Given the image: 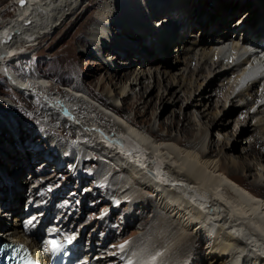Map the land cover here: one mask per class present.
<instances>
[{"label": "bare ground", "instance_id": "1", "mask_svg": "<svg viewBox=\"0 0 264 264\" xmlns=\"http://www.w3.org/2000/svg\"><path fill=\"white\" fill-rule=\"evenodd\" d=\"M83 1L23 0L21 4V0H11L9 7L14 13L8 19L4 18L5 10H0V47L4 48L0 73L15 90V97L31 110V117L40 128L38 134L41 132L46 139V147L38 151L24 139L27 133L20 121L0 118V199L6 200L12 211L8 228L0 221V240L11 233L20 235L18 216L27 214L18 211L17 204L29 205L42 189L37 191L31 186L34 175L30 172L8 185L12 182L6 176L9 165L27 170L30 160L41 156V165L57 169L64 161L70 162L72 155V170L86 164L91 155L100 165L106 163L110 167L106 178L104 169L95 177L102 184L111 181L110 203L121 201L136 206L144 212L138 224L148 218L151 222L142 226L135 240L116 252L113 259L110 254L97 252L98 258L92 261L86 255L90 264H264V138L253 133L254 138L241 147L244 156L234 155L231 138L224 137L221 143V138L215 142L207 139L211 124L215 134L224 124L219 116L221 110L210 112L213 120L200 127L199 136L193 125H201L200 120L191 122L187 117L190 108L202 106V100L209 99L210 90L219 94V89L205 86V81L225 77L227 81L220 88H224L226 99L238 98L236 105L245 107L239 120L245 119L250 108H256L244 123V130H250L249 124L259 126V132L264 129V76L253 77L254 67L250 65L245 70L246 62L256 59V54L242 56L264 40V0H88L101 6L96 15H102L104 20L90 27L88 40L80 33L71 39L63 56L67 67L78 76L81 68L77 65L76 42L87 43L81 54L96 56L94 71L101 69L103 80L99 85L108 84L101 94L93 90L95 84L90 79L83 78L72 83L69 93H52L45 74L31 77L30 73L26 76L11 68L13 62L28 58L29 49L52 34ZM88 6L89 3L75 20ZM240 9V24L229 27L230 18ZM252 10L261 15L247 23ZM166 24L168 29L176 28L169 31ZM169 50L173 61L184 65L183 71L172 70L167 60ZM120 56L124 59L117 60ZM242 82L245 85L241 89L237 86ZM257 84L259 89H255ZM180 90L183 94L179 96ZM27 96L35 97L41 109H33L25 100ZM163 100L172 106L179 103L177 109L171 108L161 116L157 110L158 102ZM93 106L106 110L111 117L109 122L118 130L111 132L100 125L90 115ZM125 110L133 114H126ZM64 123L79 134L73 142L64 141L70 132L61 129ZM57 128L62 130L60 134L56 133ZM145 133L154 138L149 140ZM247 156L256 159L253 166L248 164ZM253 168L256 171H251ZM57 211L52 221H65L64 210ZM1 216L5 217V212H1L0 219ZM47 219L51 221L49 217L38 219L37 212L26 219L32 229L30 242L20 239L35 249L41 248L43 241L35 243L33 236L47 229ZM66 224L74 231V239L82 240L81 229L75 231L72 224ZM54 226L55 231H61ZM201 243L205 253L196 259Z\"/></svg>", "mask_w": 264, "mask_h": 264}, {"label": "rangeland", "instance_id": "2", "mask_svg": "<svg viewBox=\"0 0 264 264\" xmlns=\"http://www.w3.org/2000/svg\"><path fill=\"white\" fill-rule=\"evenodd\" d=\"M10 1L11 0H0V10H5V19L10 18L14 13L12 6L9 7ZM101 1L111 2L112 0H100V2ZM88 3L89 6L87 11L84 12L81 18L77 17V19L75 20L78 13L82 11V9ZM100 9L101 6H99L98 4L96 5L95 2L90 3L88 2V0H84L76 9L75 13L70 15L65 21H63V23L57 29H55L52 34L44 37V39L42 38L41 41L38 42V45H35L31 49H29L28 58L19 60L20 62L17 61L18 63L13 62L10 65L11 68L15 69L16 72H18V70L24 72L26 76L28 75V73H30L31 77L38 76L39 74H45V78H47L46 81L50 84L52 93H57L58 91L69 93L72 83L82 78L86 80L90 79L93 84H95L93 90L96 93H103L106 90L108 84L104 86L99 85L100 82L103 81L101 78V69L94 71V67L96 66L98 59L95 55H82L80 52L88 47L87 43L84 44L76 42L77 65H79L81 68V74H79L78 76H76L73 71L67 67V65L65 64L66 59L63 56V52L65 51L64 49L66 45L71 41V39L77 37L79 33L83 34V37L86 39V37H88L89 31H91L90 27H92V25H94L95 23H100L104 20V17H102V15H96V11L98 12ZM241 10L242 9L238 10V12L232 18H230L228 22L229 27L234 28L236 25L240 24L242 19H237V17L240 16L241 13H243L240 12ZM250 14L251 17H249V20H244L247 21V23H253L254 20L258 19L261 15L260 12H255L253 10ZM80 25L82 27H80ZM166 28L167 30L172 31L176 28V26L170 27L168 29V24H166L165 29ZM86 40H88V38ZM92 47L93 46H91V48ZM169 54L170 55L167 60L172 70L176 72L183 71V69H185L184 65L182 63H175L173 61L172 51L169 50ZM122 58L124 59L123 56H120L117 60H123ZM110 61L112 62L113 60L111 59ZM115 65H118V63H115ZM186 72L187 70L184 71L183 75L186 76ZM224 81H227L225 77H222L220 80H214L212 82L205 81V86L209 84V87L219 89V94H215L212 90H210L209 93L211 94L209 99H203L202 106L199 105L197 107L190 108L191 111L189 112L187 117H190L191 122L200 120L201 125H193V127L195 128L194 133L196 134V136H199L200 127H205L206 123H209L213 120L210 112H213L216 108L217 110H221L219 116H222V118L224 119V124L222 125L221 130L218 132L219 135L215 134L217 131L212 128L211 124L208 129L207 139L215 142L217 138H221L219 141V143H221L224 137L231 138L230 144L235 147L233 154L244 156V153L240 152L241 147H245L248 143V140L250 139L251 141L254 138L252 137L253 133H256V135L261 134L262 138H264V129L259 132V130H257L259 126H256L255 128V126L249 124L248 127L250 130H244L246 128V124L244 123L246 122V120H248V116L251 115L256 108H250L249 112L245 113V119L239 120L240 112L243 111L245 107H239L236 105L235 102L238 98L232 100V96H230L226 99L224 88H220L221 85L225 83ZM259 87L260 85L257 84L255 89H259ZM138 88L139 87L136 86L135 91H138ZM182 94V90L177 93V95L179 96ZM225 99L227 103L225 109H223L222 103ZM25 100L33 105V109H41L40 105L37 104L35 97L27 96ZM163 101L162 103L158 102V106L160 107L158 108L157 113H161V116L168 113L169 109L171 108H174L176 110L179 104L177 103V105L172 106L168 104V102ZM89 110L92 111V114L90 115L95 120H97L100 125L106 127V129L111 130V132H115L118 130V128H116V125L112 124V121L109 122V119L111 117L107 115L108 113L106 110H104L103 108L98 109L97 106H93ZM30 111L31 110L27 108L23 100H19V98L15 97V90L8 85L6 76L0 73V118L9 120L16 119L20 121L23 124V130L25 131V133H27L25 134V136H23L24 139H28L30 144H32L31 146H36L35 149L40 151L43 150V147H46V139L45 137H43V134L41 132L38 134V131H40L39 125L36 120L31 117ZM125 113L129 115L133 114L128 110H125ZM148 113H150L149 110ZM98 114H101V117H99ZM53 121L55 122L57 120L53 119ZM183 122L186 123V120H183ZM248 123H250V121ZM28 126H31L33 129H28ZM155 127H157V123L155 124ZM61 129L70 131L66 135L67 138L64 139L65 142L69 140L73 142L74 139H77L79 137L78 132L76 130L72 131L68 124L64 123ZM61 129L57 128L56 133L60 134V132H62ZM162 131L166 132L167 130L164 129ZM145 134L149 138V140H152L154 138L147 133ZM171 134L174 135L175 132L171 131ZM240 138H242L241 141L236 142V140ZM196 142H198L200 146L201 142L199 140H196ZM70 157V162L68 160L64 161L60 168L57 169H54L51 166L46 167L43 166V164L41 165V162H43L41 156L37 158L34 157L30 160L31 166L27 170L25 169L21 171L18 167L9 165L10 167L6 170V176H8L9 178L10 174L15 173V181H18V179H24V176L28 172H30V174H33V179L30 181L31 186L34 185L37 191L42 188L39 194H43L42 198H44V195H46L47 197H45V199L47 201H49L50 199L55 200L56 205L60 208V210L62 209L66 213L65 218L68 219L67 222L69 224H72V226L74 227L72 228V230L75 229L76 231L81 229V234L84 231L83 238L87 240H89L88 238H91L93 240V248H96V250L99 248L98 251H96L94 254H110L112 255L111 257L113 259L114 254L122 249L121 245L126 246L133 242L135 238L142 232V226L146 227L150 224L151 218L147 217L148 219H145L142 224H138V221L144 216V212L142 209H138L136 208V206L133 207L130 204L127 205L126 202L121 203V201H119L118 203H110V201H112L111 199H113L109 197L108 194L111 181H109V183L106 182L102 184L101 182L95 180L96 173L102 172L103 169L105 172L103 176H105L106 174L105 178L107 177L108 171L110 173V167L108 166V164L105 163L102 166L100 165V163L93 160L92 156L90 155V158L89 160H87L86 164L84 163L80 166H77L76 169L73 167V169H75L76 171L72 175L73 169L71 170L69 168H71L70 166L73 164V156L70 155ZM262 157L264 158V154L262 155ZM247 162L249 165H252V163L254 164L256 162V159L253 156H247ZM261 163H264V160H262ZM262 169H264V166L262 167ZM251 171H256V169L253 168L251 169ZM69 173H71L72 176H70ZM262 179H264V176H262ZM39 184H41L40 187H38ZM23 198H25L24 195ZM108 198H110V201L108 200ZM79 202H81V204H79ZM125 204L127 207L131 206L130 209L124 207ZM18 211H21V209ZM57 213L58 211H56V214ZM102 217H105L106 220H101V222H99ZM0 221L5 222L8 228V223H10L11 220L10 218H7L6 220L4 216H1ZM106 234L107 236L105 237ZM152 241H154V239H152ZM153 244L155 246L158 245L156 244V242H153ZM203 249V244L201 243L197 248L198 253L196 252V259L202 257V255L204 256L205 252Z\"/></svg>", "mask_w": 264, "mask_h": 264}, {"label": "water", "instance_id": "3", "mask_svg": "<svg viewBox=\"0 0 264 264\" xmlns=\"http://www.w3.org/2000/svg\"><path fill=\"white\" fill-rule=\"evenodd\" d=\"M3 50H4V48L3 47H0V54H1V52H3Z\"/></svg>", "mask_w": 264, "mask_h": 264}, {"label": "snow or ice", "instance_id": "4", "mask_svg": "<svg viewBox=\"0 0 264 264\" xmlns=\"http://www.w3.org/2000/svg\"><path fill=\"white\" fill-rule=\"evenodd\" d=\"M21 4H23V0H21ZM121 248H123V245H121Z\"/></svg>", "mask_w": 264, "mask_h": 264}]
</instances>
